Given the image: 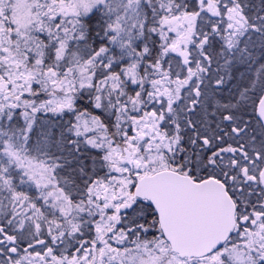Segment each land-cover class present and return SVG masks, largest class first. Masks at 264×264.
Returning a JSON list of instances; mask_svg holds the SVG:
<instances>
[{"label":"snow or ice","instance_id":"1","mask_svg":"<svg viewBox=\"0 0 264 264\" xmlns=\"http://www.w3.org/2000/svg\"><path fill=\"white\" fill-rule=\"evenodd\" d=\"M0 264H264V0H0Z\"/></svg>","mask_w":264,"mask_h":264}]
</instances>
